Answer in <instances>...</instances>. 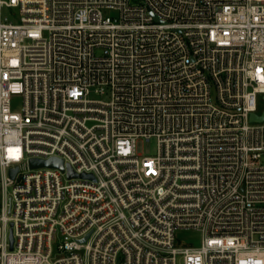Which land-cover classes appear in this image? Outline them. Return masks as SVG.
<instances>
[{"label":"built area","instance_id":"1","mask_svg":"<svg viewBox=\"0 0 264 264\" xmlns=\"http://www.w3.org/2000/svg\"><path fill=\"white\" fill-rule=\"evenodd\" d=\"M263 96L264 0H0V264H264Z\"/></svg>","mask_w":264,"mask_h":264},{"label":"rangeland","instance_id":"2","mask_svg":"<svg viewBox=\"0 0 264 264\" xmlns=\"http://www.w3.org/2000/svg\"><path fill=\"white\" fill-rule=\"evenodd\" d=\"M5 15L11 16L12 9L5 7L4 12ZM92 98H104L108 99V94H100L96 93L94 90L91 93ZM21 106V98L15 97L13 101V108L18 109ZM136 150L139 154H154L157 150V141L155 138H151L149 140H146L144 138H139L136 142ZM264 162V158H263ZM179 241L181 243H187L188 241H194L195 243H198L200 240V233L193 230H184L179 233Z\"/></svg>","mask_w":264,"mask_h":264},{"label":"water","instance_id":"3","mask_svg":"<svg viewBox=\"0 0 264 264\" xmlns=\"http://www.w3.org/2000/svg\"><path fill=\"white\" fill-rule=\"evenodd\" d=\"M264 98V96H263ZM250 120L251 121H263L264 120V110L258 114L256 112L251 113L250 115ZM30 165L32 167H38V166H50V167H59L60 169L64 170L65 169V164L63 159L58 158V157H51L49 159H40V158H32L30 160ZM68 167V174L69 176H76L77 174L74 172V170L71 168L70 165H67ZM17 168L12 169V175H15ZM90 174H82V176H89ZM88 235L85 236L81 241H85L87 239ZM11 240V248L13 247V236L11 233L10 236Z\"/></svg>","mask_w":264,"mask_h":264}]
</instances>
